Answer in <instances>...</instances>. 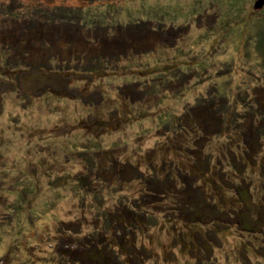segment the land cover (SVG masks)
<instances>
[{
	"label": "rangeland",
	"instance_id": "1",
	"mask_svg": "<svg viewBox=\"0 0 264 264\" xmlns=\"http://www.w3.org/2000/svg\"><path fill=\"white\" fill-rule=\"evenodd\" d=\"M254 3L0 0V264H264Z\"/></svg>",
	"mask_w": 264,
	"mask_h": 264
},
{
	"label": "trees",
	"instance_id": "2",
	"mask_svg": "<svg viewBox=\"0 0 264 264\" xmlns=\"http://www.w3.org/2000/svg\"><path fill=\"white\" fill-rule=\"evenodd\" d=\"M56 13H57L56 10H55V9H52V13L50 14V15H52V18L56 16ZM30 28H31V29H35L34 26H31ZM35 33H37L36 29H35ZM35 36H36V34H35ZM161 76H163V77L166 79V77H165L166 75H161ZM106 212H107V214H109L108 211H106ZM140 213H141V212H140ZM141 214H142V213H141ZM134 218H135V217H134ZM109 219H110L109 221H110V224H111V223L113 222V221H112V220H113L112 216H109ZM132 220H133V218H132ZM105 252H106L105 254L101 253L100 251H98V253H97V252H96V253H97V254H101L102 256L108 255V254L110 253V251H108V252L105 251ZM88 253H89V252H88ZM105 257H106V256H105ZM90 258H91V257H90Z\"/></svg>",
	"mask_w": 264,
	"mask_h": 264
},
{
	"label": "water",
	"instance_id": "3",
	"mask_svg": "<svg viewBox=\"0 0 264 264\" xmlns=\"http://www.w3.org/2000/svg\"><path fill=\"white\" fill-rule=\"evenodd\" d=\"M264 6V0H255L254 7L259 9Z\"/></svg>",
	"mask_w": 264,
	"mask_h": 264
}]
</instances>
